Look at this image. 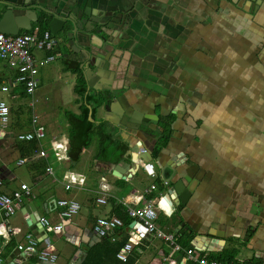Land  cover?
<instances>
[{
    "label": "crops",
    "instance_id": "obj_1",
    "mask_svg": "<svg viewBox=\"0 0 264 264\" xmlns=\"http://www.w3.org/2000/svg\"><path fill=\"white\" fill-rule=\"evenodd\" d=\"M0 1L24 3L26 7L79 6L82 10L92 2L93 13L110 25L103 24L105 32L110 33L109 42L117 44L108 67L102 56L112 55L105 48L109 42L94 32L74 37L79 47L76 48L68 31L52 32L50 19L42 12L35 21V9H25L28 16L25 10L15 9L9 25L20 34L30 32L42 21L46 23L47 30L59 40L52 53L55 59L47 64L62 55L80 61L85 75L87 70L101 75L102 81L97 84L102 89L89 87L87 82L89 89L112 94L113 90L107 88L112 83L114 88H120L123 102L118 103L117 109L122 114L128 109L140 121H149L152 127L157 123L160 129L150 139L142 133H130L115 125L112 118L119 120V115L108 111L106 102L97 109L89 142L83 146L86 148L75 151L72 147L76 156L70 169L52 161L54 173L40 172L34 166L38 161L19 164L21 157H31L36 152L23 155L16 142L26 140L20 139L19 134L34 130L30 96L17 82L15 69L7 66L0 71V100H5L12 110L9 123L0 124V176L4 179L0 191L11 193L20 189L22 183L32 190V195H24L22 207L15 215L5 219L0 211L2 264H85L90 253L96 258L89 264H124L129 258V264H186L185 251L179 258L171 243L154 236L143 239L127 261L118 259L117 253L126 243L132 225L125 205L144 204L140 197L147 195L151 182L157 183L161 194H152L165 208L159 211L158 225L176 233L185 250L193 247L215 259L234 255L243 263L264 264V0ZM22 16L24 21L19 19ZM45 54L48 52L34 51L38 59ZM66 65L64 62V71L60 72L65 78L62 88L67 91L72 85L77 107L70 112L78 115V74L67 70ZM43 66L34 95L36 114L40 124L53 131L51 134L69 139L68 110L63 127L53 118L55 112L44 116L37 109ZM8 84L13 90L3 91L2 86ZM106 123L116 142L106 140ZM140 138L147 151L131 153ZM124 142L126 150L119 147ZM84 149L87 155L82 154ZM13 155L18 156L17 165L26 166L27 174L19 175L17 166L10 162ZM84 157L91 163L86 185L78 193L69 192L64 188L63 177L69 170L85 166ZM148 162L156 165V178L144 171L143 164ZM164 168H168V184L160 175ZM102 196L107 198L106 203L97 200ZM60 198L77 199L81 203L79 213L62 217L57 204ZM112 216L123 218L125 226L100 237L93 230L95 221ZM41 217L63 223V231L46 230L40 225ZM14 225L24 231L7 232ZM27 232H32L38 241L48 238L49 246L57 251L56 260L25 255L17 246L26 241ZM118 246L115 259L111 252Z\"/></svg>",
    "mask_w": 264,
    "mask_h": 264
},
{
    "label": "built area",
    "instance_id": "obj_2",
    "mask_svg": "<svg viewBox=\"0 0 264 264\" xmlns=\"http://www.w3.org/2000/svg\"><path fill=\"white\" fill-rule=\"evenodd\" d=\"M59 45V40L50 30L42 31L39 26L32 29L30 32H24L17 35H11L0 31V71L7 66L15 69L18 72L17 82L22 83L25 92L30 96L29 106L33 110L34 130L28 133L19 134L20 139L34 140L38 139L41 142V148L36 151L31 157H21L19 164H27L30 161L35 163L39 160H46V172L52 174L55 171L52 161L60 162L66 168L70 169V164L73 162L76 153L73 151L69 139L58 137L53 134V131H48L45 126L39 122V116L36 114V99L35 93L39 86V74L43 65L53 61L55 55L52 53L45 54L41 59L34 55V51L49 52ZM3 91L10 92L13 90L11 85L2 86ZM11 107L5 100H0V124L6 125L11 119ZM2 135V132H0ZM50 139L48 140V138ZM86 148V147H83ZM82 148V149H83ZM145 147L140 148V152H146ZM83 155H87L88 151L84 149ZM90 159L83 158V163L78 170H69L63 177L64 188L72 193L81 191L87 181V173L91 163ZM81 164V165H82ZM144 171L148 176L156 178L159 174L156 165L153 162L143 164ZM162 177V173L160 174ZM164 183L168 184L169 180L163 178ZM4 179L0 176V187L3 185ZM103 190H108L107 184H104ZM160 192L156 182H151L146 190V194L141 196L144 204L131 206L125 205V212L132 218V225L128 230V239L122 249L117 253L119 259L127 261L129 254L147 237L154 236L161 240L171 243L173 252L179 256L185 251V259L188 264H230L222 261L211 259L209 255L198 252L193 247L185 248L180 244L176 233L167 232L160 228L157 223L159 211L164 208L163 202H157L152 192ZM161 194V192H160ZM24 195H32V190L27 183H22L21 188L14 190L11 193L0 191V211L5 219L15 215L22 207ZM161 197V196H160ZM100 203H106L105 196L97 199ZM158 203V204H156ZM60 206V215L70 218L81 210V203L75 198H60L57 201ZM40 225L46 230L53 232H62L64 229L63 223H55L48 217L39 219ZM125 222L119 216L99 217L94 223L93 230L100 237L108 236L112 231L123 228ZM23 227L20 225L9 226L7 232L12 234L22 233ZM25 242L19 243L17 246L25 255L35 254L43 260L55 261L57 251L53 246H49L48 238L38 241L32 232L25 233ZM187 257V258H186ZM186 262V264H187ZM0 264L2 260L0 259ZM232 264V263H231Z\"/></svg>",
    "mask_w": 264,
    "mask_h": 264
},
{
    "label": "water",
    "instance_id": "obj_3",
    "mask_svg": "<svg viewBox=\"0 0 264 264\" xmlns=\"http://www.w3.org/2000/svg\"><path fill=\"white\" fill-rule=\"evenodd\" d=\"M89 6L84 8L83 10L81 7H73L71 9H68V7L60 8L59 5L57 6H42V4H34L27 7L26 4L20 3V4H12L5 1H0V12L3 14V17L0 19V31H4L6 33L11 34H19V31H14L17 29L12 28V25H9V20L12 14H14L15 9H21V10H31L35 9L34 12L38 14V17L35 21L38 20L40 13L42 12L44 16H47L49 21V26L53 33H58L61 30L68 31L69 37L71 38V43L76 47L77 43L75 41L74 37H79V35H84L85 37L89 35L90 32H94L96 35L100 36L105 42H109L110 33L105 32L104 25L106 24V21H103L99 15L93 13V4L92 2L88 3ZM91 6V8H90ZM27 10H25V16L30 15V13H26ZM25 16L19 17V19L22 18V20H25ZM45 18V17H44ZM95 23L98 24V26H95ZM106 27H110L109 23L106 24ZM11 28V29H10ZM16 28V27H15ZM25 28L30 29L31 27L25 26ZM10 29V30H9ZM117 44L110 43L107 45L106 51H111L112 55H104L102 56L105 65L107 64V67L109 66V62L113 56V53L115 52V47ZM94 73V74H93ZM86 75L89 82V87H94L96 89H102V87L98 86L97 83H100L102 81L101 75L98 73H95L94 71L87 70ZM106 87V86H105ZM108 89H112L114 93L111 94L110 99L106 103V109L113 110L119 115V120L116 118H112L115 125L121 126L124 129H126L130 133H134L135 135L142 133L144 137L150 139L151 137L154 138L156 136L155 132H160V129L157 127V123H155V126L152 127L151 123L149 121H140V118L135 116L131 111H128V109L124 111L123 114L117 109L118 105L123 102V99L119 96L120 94V88H114L112 86V83L107 86ZM119 103V104H118ZM121 119V120H120ZM144 147V140L143 138H140L138 141V144L131 147L130 152L133 153H139L140 148ZM123 163H125L123 161ZM132 164H135L134 162ZM171 171V170H170ZM162 177L166 179L169 178L168 168H164L162 170ZM181 258V255L179 256Z\"/></svg>",
    "mask_w": 264,
    "mask_h": 264
},
{
    "label": "trees",
    "instance_id": "obj_4",
    "mask_svg": "<svg viewBox=\"0 0 264 264\" xmlns=\"http://www.w3.org/2000/svg\"><path fill=\"white\" fill-rule=\"evenodd\" d=\"M47 24L43 21L39 23V27L42 31H45L48 29L46 26ZM55 50H51L48 53H53ZM62 58L64 62L67 63L65 68L67 70H72L73 72L78 74V81L75 85V92L79 95V102H80V114H75L73 112H68V121H69V140L71 146L74 148L75 151H80L83 146H85L89 142V130L94 126V120L96 118L97 109L102 104L106 103L110 97L111 94H109L106 90H95V89H89L88 87V81L86 79V75L83 73L82 69L80 68L81 62L78 60H73L69 56L64 57L62 55ZM167 124V123H164ZM109 124L106 123L103 125V129L105 130V138L108 141H114L113 131L108 130ZM166 134V131H164ZM17 145L22 149L23 155H30L37 150L41 148V142L38 139L34 140H16ZM110 143V142H107ZM113 143V142H112ZM119 143V142H117ZM123 150L128 149V146L126 145V142L121 143L119 145ZM37 169H39L40 172L45 171L47 162L45 160L38 161L35 165ZM128 215V214H127ZM117 249V250H116ZM120 249V246L113 248L112 255L113 258L117 259L116 253ZM96 258L92 253H90L87 256V259L85 261V264L91 263L92 259ZM211 259H215L213 257H210ZM234 255L229 258H217L216 260L222 261L224 263H233V264H249V263H243L240 262L237 259H233ZM119 259V258H118ZM122 261V260H121ZM131 262V259L129 258L128 262H125L124 264H129Z\"/></svg>",
    "mask_w": 264,
    "mask_h": 264
},
{
    "label": "rangeland",
    "instance_id": "obj_5",
    "mask_svg": "<svg viewBox=\"0 0 264 264\" xmlns=\"http://www.w3.org/2000/svg\"><path fill=\"white\" fill-rule=\"evenodd\" d=\"M64 67V62L62 58L55 60V62L50 64H45L43 66V71L41 75L44 76L43 78V86L39 89L38 95L40 102L37 103V109L40 111L44 116L48 115L49 113L55 112V118L58 122L63 123L67 120L65 118V111H74L76 109L75 105V93L73 91V87L71 85L70 89L67 91L64 90L62 87L65 86V78L64 76H60V72ZM71 76V74H68ZM75 82V77H74ZM52 83V88L49 87V84ZM61 88V94L59 93V89ZM66 91V92H65ZM2 96L9 101V98L6 94H2ZM36 97V96H35ZM53 106L56 107V111H53ZM40 114V113H39ZM43 116V115H42ZM67 124V123H66ZM64 127V125H63ZM96 132L92 131L91 135L95 136ZM18 158L17 155H13L11 157V164L14 167L17 166V171L19 175L23 176L22 173L27 174L26 166H19L16 164V159Z\"/></svg>",
    "mask_w": 264,
    "mask_h": 264
},
{
    "label": "bare ground",
    "instance_id": "obj_6",
    "mask_svg": "<svg viewBox=\"0 0 264 264\" xmlns=\"http://www.w3.org/2000/svg\"><path fill=\"white\" fill-rule=\"evenodd\" d=\"M159 219V218H158ZM157 223H158V220H157ZM167 242V241H166Z\"/></svg>",
    "mask_w": 264,
    "mask_h": 264
}]
</instances>
